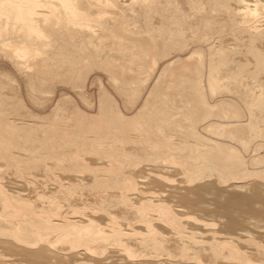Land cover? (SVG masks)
I'll return each instance as SVG.
<instances>
[{"label":"bare ground","instance_id":"bare-ground-1","mask_svg":"<svg viewBox=\"0 0 264 264\" xmlns=\"http://www.w3.org/2000/svg\"><path fill=\"white\" fill-rule=\"evenodd\" d=\"M0 62V264H264L167 203L243 188L228 141L262 132L264 0H0Z\"/></svg>","mask_w":264,"mask_h":264},{"label":"rangeland","instance_id":"rangeland-1","mask_svg":"<svg viewBox=\"0 0 264 264\" xmlns=\"http://www.w3.org/2000/svg\"><path fill=\"white\" fill-rule=\"evenodd\" d=\"M245 63L246 62L244 61L243 65ZM243 65H241V67L242 68L244 67L246 69L247 65H246V67H245V65L244 66ZM244 68H243L242 73L245 71ZM246 74H247V72H245L244 74H241V75L246 76V77L243 76L245 79L241 76L242 81L248 80L247 83L248 84L251 83L250 85H252L254 80L247 78L248 75H246ZM249 80H251L250 83H249ZM45 96L46 95L41 96V98H43V99H40L39 98L40 96H38L36 101L38 102V99H40L39 101L43 102L41 100L46 99L47 97L45 98ZM45 101L46 100H44V102ZM35 110H37L36 107H35ZM256 118H258V117L256 116ZM261 120H262V118L260 119V121H258L257 128H259L261 126V123L264 121L263 120L261 122ZM262 125L263 126H261V128L259 129V131H262V132H259V131H257V132H259L260 134L262 133V135H264V131H263L264 122L262 123ZM244 131H245L244 132L245 134L249 133L248 134V138H249L248 140L249 141H247L246 144L241 145L239 142H236L233 140L228 141V145H231V144L234 145L231 149L237 155V158L239 161V164H237V167L234 169L233 172L235 173V175L238 173V171H239L240 175L242 173H244V177L241 175V177H242L241 179H243V180L240 179V181H242V182L245 181L244 183L240 182V184L241 183L243 184L242 189H238V190L236 189L237 191H232V189L234 187H233V185L230 186V184H234V183L218 184L214 180V178H209L206 180H202L200 182L201 183L200 187H197V189H194V190H190L189 193H184V190H181V191L178 190V192L180 193L178 196H181L182 194H186L190 198L196 199V203L194 205H191V204L189 205L183 201L182 202H179V201L176 202L175 198H174V200L169 199L167 201V203L174 209V212H177V215H182V214L187 215L188 214V216L190 215L192 217L193 216L195 217V219L192 218V220H184L183 221V225L185 226L184 231L186 234H189L191 232V233H195V236H196L195 239H198L199 237H201V235H203L201 238L208 239L209 237L211 238V234H214L215 231L216 232H222L223 231L222 229H224V231H223L224 234H230L231 233L234 235H238L240 237L242 236L243 240H244V238H246L244 241L245 243H243V241H242V244H238V245L239 246L241 245L240 248H242V250H246L247 254L252 252L255 255L256 254V251L254 249L255 244L261 245L262 247L264 246V181H263L264 178L262 177L263 179L260 178V180H259V176H258V175H260L259 174L260 172L264 174V172H262V171H264V165H263L264 163H262V165H261V163L258 164L259 162L258 163L256 162V161H258L259 157H260V159H259L260 162L264 160V154H262V153H264V140H262L264 137L260 134H258L259 137H254L255 135L254 136H253V134L251 135V132H249L250 129L248 131V128ZM260 138H262V139H260ZM260 141L262 143L259 144ZM254 142H256V143H254ZM260 148H262V149H260ZM256 150H257V152H256ZM241 153H243V154H241ZM247 156L250 157V159ZM255 156H256L257 160H256ZM242 162H245V163L243 164ZM247 162H249V163H247ZM251 162L253 163V165ZM199 164L204 165V163H202V160H201V162L199 161ZM205 165L207 166L206 162H205ZM241 165L243 168L244 167L245 168L243 169L241 167ZM204 166H202L203 167L202 169L205 171L206 169ZM207 167L209 168L208 170L211 169V166H207ZM255 167L257 170L259 168H263V169H261L262 171H260V169L258 171L255 169L256 172H254L255 170H252V169H254ZM239 168H240V170H238ZM247 170H249V171H247ZM246 171L249 173H246ZM254 174H256V175L254 176ZM240 175H239V177H240ZM236 176L238 177V174ZM256 176H257V178H256ZM248 179L250 181H248ZM238 181H239V179H238ZM255 182L257 183V187L255 186L256 185ZM253 183H255V184L253 185ZM205 184H209V187L206 188ZM193 185H196V184L194 183ZM149 186L145 185L144 187H149ZM255 187L258 188V192L256 193V196H254V198H251L249 200L248 199H245V200L242 199V200H240V202H237V203L235 201H233L236 198V196L237 197L250 196L255 191ZM153 188H156V187H153ZM229 200H231L232 202L230 204H227V202H229ZM175 203H177V207L175 206ZM225 204L227 205L226 207L223 206ZM223 212H225V213H223ZM227 220L228 221L230 220V221L228 222ZM210 223H213L214 225H211ZM204 224H207V225H204ZM228 226H229V228H228ZM231 226H233V227H231ZM232 229H234L235 231ZM157 230L160 232L166 233L165 231L161 230L160 226L157 227ZM169 234L170 233L167 231V234L164 237L167 238V236ZM199 234H201V235H199ZM171 238H173V235L171 236ZM243 244H244V246H243ZM164 245H165V248L170 250L172 253H178L181 251L180 250L181 245L175 246V245H173L172 241H170V242L168 241L167 243L164 242ZM205 251L206 250L200 251L201 253L199 252L200 253L199 254L200 259L202 260V262L206 261L207 263H212L211 258H207L208 257V251H206L207 253ZM202 253L204 254V256H201V255H203ZM252 253H251L252 258H251V255H249V257H250L249 259H251V261L254 259H255L254 262L255 261L259 262L258 261L259 259L261 261L264 260V258H262V257L259 258V256L257 257L256 255H255L256 256L255 257ZM257 258H259V259L257 260ZM204 259H205V261H203ZM229 264H235V263L231 262Z\"/></svg>","mask_w":264,"mask_h":264}]
</instances>
